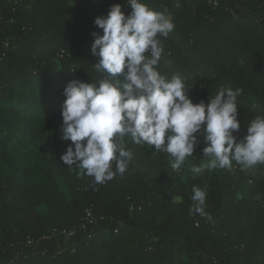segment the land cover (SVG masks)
<instances>
[{"label":"trees","instance_id":"16d2710c","mask_svg":"<svg viewBox=\"0 0 264 264\" xmlns=\"http://www.w3.org/2000/svg\"><path fill=\"white\" fill-rule=\"evenodd\" d=\"M125 2L0 0V264H264V164L194 175L202 142L174 171L169 154L131 137L128 170L103 185L60 160L71 143L60 138L63 90L99 78L94 19ZM142 2L175 26L158 36L161 75L184 77L194 103L242 90V140L264 115V0ZM193 186L206 191L210 220L190 211ZM90 208L97 224L65 241L59 231L79 227Z\"/></svg>","mask_w":264,"mask_h":264},{"label":"clouds","instance_id":"9594fccd","mask_svg":"<svg viewBox=\"0 0 264 264\" xmlns=\"http://www.w3.org/2000/svg\"><path fill=\"white\" fill-rule=\"evenodd\" d=\"M126 8L131 9L127 14L122 10ZM165 12L142 0L112 4L107 15L94 19L102 33L90 34V55L99 78L91 83L72 79L63 90L60 138L71 143L60 160L79 169V176L92 177L94 184L103 185L128 170L134 154L127 150L126 137L136 145L152 146L155 153L169 154L174 171L203 142V162L189 165L194 175L231 170L233 162L241 171L264 164V115L250 122L242 140L234 135L241 130V89L221 87L207 103H194L189 95L193 87L184 77L161 75L164 48L158 36L167 38L175 27ZM192 193L190 211L210 220L206 191L193 186Z\"/></svg>","mask_w":264,"mask_h":264},{"label":"built area","instance_id":"2783aa9c","mask_svg":"<svg viewBox=\"0 0 264 264\" xmlns=\"http://www.w3.org/2000/svg\"><path fill=\"white\" fill-rule=\"evenodd\" d=\"M221 1H223V0H209V5L213 9H216L220 6ZM88 224H90V225H96L97 224V219H96L95 215L93 214V211L91 208L86 211V217L79 227H75L74 229H71V230L59 231V234L64 236L65 241H69L73 237H75L77 235V233L85 232L88 228Z\"/></svg>","mask_w":264,"mask_h":264}]
</instances>
